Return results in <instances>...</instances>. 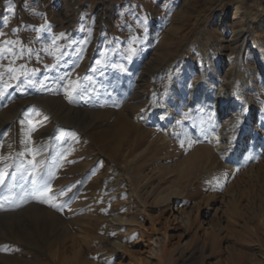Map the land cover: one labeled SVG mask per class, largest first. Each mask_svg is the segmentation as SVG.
<instances>
[{
  "label": "rangeland",
  "instance_id": "rangeland-1",
  "mask_svg": "<svg viewBox=\"0 0 264 264\" xmlns=\"http://www.w3.org/2000/svg\"><path fill=\"white\" fill-rule=\"evenodd\" d=\"M237 8L259 15L255 32L264 53V0H0L1 48L17 44L21 49L18 55L14 49L8 50L9 54L0 52V62L3 63L5 56L9 69L22 72L17 80L29 81H25L29 89L25 91L50 85L54 92L53 101L43 106L31 104L16 113H12V108L18 107L21 99L11 96L6 109L0 111V123L18 118L13 128L8 123L2 125L9 143L3 157L0 156V169H4L5 163L11 167L7 169L3 188L0 187V204H3L0 264H81L87 256L90 262L106 261L107 264H264V127L255 131V145L245 150L235 171L220 167L212 174L196 172L197 167L191 161L181 166L178 173L162 170L168 177L161 185L179 189L178 194L171 193L172 208L158 209L154 206L156 198H150L153 207L150 219L141 216L131 239L127 240L125 230L121 232L128 243L124 251L107 253L110 243L105 238L112 241L119 231L108 230V224L102 221L113 212L135 215L139 211L141 214L134 200L127 202V187L120 178L123 168L131 170V176L136 178L141 172L139 164L130 161L136 135L133 123L139 120L133 106L139 102L148 108L152 88L157 85L164 90L170 80L169 73L173 83L183 87L186 97L198 76L188 63H197L194 55L202 48L216 52L225 67L242 55L244 79L250 77L253 82L251 92L247 86H242V90L254 107L259 106L264 120V76L254 57L253 39L231 59L226 53H218L219 39L211 47L207 44L208 37L227 39L236 31L231 22H225L233 19ZM45 33L49 39L43 38ZM97 61L101 63L98 65ZM156 73L162 74L160 82H156ZM12 76L0 68V92L18 89ZM109 76L116 85L123 86V91L108 106L112 94L104 88V81ZM233 77L234 74L227 73L224 80L227 83ZM139 94L141 97L137 99L135 95ZM196 108L194 114L192 108L182 109L183 124L191 122L202 132L220 121L216 112ZM70 109L76 110V114L70 115ZM82 110L100 111L102 115L99 119L87 117ZM51 121L61 124L56 130L57 142L49 146L47 141H41L42 146L33 155L40 159L38 166L42 168L38 175L48 181L50 195L64 193L59 195L61 201L49 202L62 205L59 210L40 203L39 198L29 202L25 195L31 192L27 190L29 184L22 181L27 168L32 169L33 164L26 157L28 132L31 136L38 133L40 138L44 137ZM114 128L122 132V137L112 135ZM179 129L185 132L181 126ZM109 135L112 141L116 140L113 147L106 145ZM43 148L52 149L53 156H43L44 152L40 153ZM80 148L85 156L78 152ZM84 159L90 163L87 172ZM158 162L163 166L164 158ZM154 163L146 160V174L152 172ZM180 175L177 183L172 184ZM70 176L76 178L70 179ZM137 180L134 179L136 184ZM17 188L22 195L16 194ZM35 202L46 207L45 210L69 214L72 220L59 223L33 209L24 211ZM179 208L192 213L195 224L191 228L185 226V218L179 217ZM15 213L19 215L8 218L7 215ZM98 214L103 219L96 227ZM158 215L160 221H157ZM81 226L87 234L81 232ZM72 229L90 245L81 251L73 247L68 236ZM68 251L72 252L69 262L61 258ZM56 252L61 257L52 263L50 257ZM166 253H170L169 258L164 256Z\"/></svg>",
  "mask_w": 264,
  "mask_h": 264
},
{
  "label": "bare ground",
  "instance_id": "bare-ground-1",
  "mask_svg": "<svg viewBox=\"0 0 264 264\" xmlns=\"http://www.w3.org/2000/svg\"><path fill=\"white\" fill-rule=\"evenodd\" d=\"M234 15L235 16L233 17V19L230 18L229 20H227L225 22V24L231 22L232 25L235 27L236 31H234V33L227 39H222V38L220 39V37L213 39V38L208 37L207 44H208V46L211 47V44H214L216 42V40L219 39L218 41H221V42L216 44V46L218 48V53L219 54L226 53L228 55V57L231 59L233 57V55L237 54V52L243 51L245 46L248 43H250V40L252 38L253 44H251V45H252L254 57H255V60L257 63V67H258L259 71H261L262 75L264 76L263 48H262L260 42L258 41L257 34L255 32V24H258L260 22L259 21V15L255 14V13L254 14L247 13L245 11V8H237L235 10ZM263 23H264V21H263ZM0 25H2V24H0ZM237 27H239V29H237ZM220 30L222 32L223 28H221ZM43 38L49 39L50 37L48 36L47 33H45L43 35ZM1 45H2V43L0 44V52L9 54V53H11V52H9L10 49H14L13 51L15 52V54L18 55L20 53L21 49L20 50L18 49L17 44L13 45V43H12L13 46H6L5 48H1V47H3ZM200 45H203V44H200ZM91 56L92 55H90V57H88V58H91ZM194 56H196V59L198 60L197 63L195 64V63L189 62L188 66L191 67L192 69H195L197 71L198 76L194 82L193 87L189 88L188 94L186 95V97L184 95V92H182V89H181L182 86L179 87L178 85L174 84L173 80H172L173 76L171 73H169L170 80H169V82H167L165 84V87L163 88L164 90H160V88L157 85L153 84L154 87L152 88L150 103H149L150 105L148 108L146 107V105L144 103H139L138 101H136V102H138L137 103L138 105L133 106V108L136 110V113L138 114L137 117L139 118V120H138V123H133V126L135 127V129H132V130H135L136 135L134 134L135 136L133 138L134 144L132 145V148L134 147L133 148L134 153H133L130 161H131V163L137 162L139 164V165L138 164L137 165L141 169L140 170L141 172L139 171L140 173L138 174V177L136 178V177L131 176V173H132L131 170L123 168L124 169L123 171L121 169L122 173L120 172V178L123 179V181L125 183V187H127V192H128V196H129L127 202L130 203L131 201L133 202V200H134L137 203L138 207L141 209L140 210L141 214H139V211L135 212L136 213L135 215H129V214L124 215L121 212H113L111 214H108L109 216H107L106 218H104V219L102 218L103 220L101 219L102 216L99 215L100 213L98 214V217H95V221L98 222V224H95L96 227H98L97 225H99V220H102L103 222H106L108 224L107 225L108 230H113V229L117 228L119 231V235L114 240L111 241L108 237L105 238V240H107L110 243L109 251L107 252L109 254H114V253H116L118 251H122V250L124 251L128 247V243H126L124 241L123 235L121 234V232H123V230L126 231L125 235H126L127 240L131 239L134 235V231H135L136 227L139 226V224H140L139 219H142L141 216H146V218L150 219L151 212H152L151 210L153 209L152 204L149 202L150 198H152V197L156 198V202L154 203V206L157 207L158 209L165 208V209L169 210L172 208V206H170V201L172 200L173 196H171V195L173 193L178 194L179 189H177V188L171 189L169 187H164V185H161L166 180V177H168V173L165 174V173H163V171H169L170 170V171H172V173H174V172L178 173V169L181 170V166L189 163V161H191L197 167L196 172L203 171L205 174H212L216 170H219L220 167H224L226 170H229V171H235L236 168L240 165L239 164L240 163V157L243 155L245 150L248 148H251L255 145L254 144L255 143V140H254L255 139V131L257 129L264 127V122H263L264 120H262L263 118L261 116L259 106L256 104L254 107L251 104L250 100L246 97V94H244V92L242 90V86H247L249 88V92H251V90H252L251 86L253 84L252 80L249 79L250 77L247 79H244V76H243L244 70H243L242 59H241L242 55H239V59H237L232 64L227 65V67L221 65L219 55L214 51H209L208 48L207 49L202 48ZM18 58H16V60H18ZM53 58H55V57H53ZM200 59H202V60H200ZM2 60H3L4 64L1 63L2 62L1 61L0 62L1 63L0 68L5 69V71H7L9 73V71H8L9 67L7 66V63L9 61L8 58L3 56ZM170 63H172V62H170ZM117 70H116V72H117ZM227 73L234 74L235 79L233 77V80H230L229 82L226 83L224 80V76ZM11 74L16 76V77L20 76V74L17 70L12 72ZM35 76H37V75H35ZM104 77H106V76H104ZM66 78H67V75H66ZM161 78H162V74L158 73L156 78H155L157 80L156 82H158V81L160 82ZM21 79H23V78H21ZM103 80H104V78H103ZM112 80L113 79L110 78V76H109V78L104 81V84H105L104 88L106 89V91L108 90L109 93L112 94V96H110L111 101H109L108 106L111 105L110 102L111 103L115 102L116 98L120 95L119 92L123 91V90H121L123 86L116 85L115 84L116 82H114ZM25 81H28V80H25ZM25 81L24 80L18 81L17 79H15L14 84L17 86L16 88H18V89L20 88L21 90L13 89L14 86L13 87L11 86L10 90L13 89L14 92H9V90H7L8 92L6 91L5 93H3V98H0V100L4 99V100H2L4 102L0 103V111H2L3 108L6 109V104H8V101L10 102L9 99H11V96L16 97L18 100L21 99V102L19 101L20 104L18 105V107L12 108V113H14V112L16 113V111L21 112V111H23V109L25 107L30 106L31 104H36V105L39 104V105L43 106L44 103H48L49 100H50V102L53 101L51 99V97H52L51 94L54 93L53 87H51L50 85L45 86V87L40 86L39 88H37V90L33 89L30 91H25V90H29L28 85H27L28 83H26ZM156 82H155V84H158ZM3 88L5 89L6 87H3ZM8 88H10V87H8ZM23 90H24V92H23ZM56 90H57V88H56ZM2 91H3V89H2ZM16 92H17V94H16ZM25 92H26V94H24ZM66 94H68V93H66ZM111 94H109V95H111ZM123 96L125 97L126 95L123 94ZM135 96H137V99H139L141 97V94L135 95ZM118 103L116 104V107H117ZM81 104H82V102H81ZM119 104H121V103H119ZM102 105L105 106L104 104H102ZM196 107H199L201 109H206L207 111H209L208 113H212V111L216 112L220 118V121L215 123V124L214 123L210 124L202 132H200V130H197L191 122H186L183 124L182 122H183L184 117H183V114L181 111H183L184 109H187V108H192V109H194L193 110V114H194L195 109H197ZM85 109H87V108H85ZM142 109L144 111H142ZM80 112L85 113V115L87 117H92V118H97V119H99L100 115H102V113L100 111L99 112H96V111L95 112H92V111L89 112V111L82 110ZM72 114H76V110L70 109V115H72ZM16 115L20 116V114H16ZM70 115H67V117H70ZM35 117H37V116H35ZM13 118H10V120ZM31 118H33V116ZM17 119L18 118H16V120ZM16 120H14L12 122L10 121V123H8L9 120H7V121L5 120L2 123H0V151L2 153L0 156H2L4 154V152L6 150V144L9 143V141H7V138H8L7 134L8 133H6L7 131L5 132V130H4L5 127L2 125L5 123H8V124H11L10 126H12V128H13L17 124ZM51 122H52V124L49 127H47L46 136L40 138L38 136L39 135L38 133L34 134L35 136L34 135L31 136L30 133L28 132V137L26 139L29 141V143L26 144L27 146H25L27 148L26 149V152H27L26 157H27V160L29 162L32 159L33 164H36V176L37 177L41 176V175L40 176L38 175V171H40L42 167H41V165L38 166V164L40 163V161H39L40 159H38V157L36 159L35 158L36 156L33 155L36 152L35 149L39 148V146L41 147L42 146L41 141H44V140L49 143V146L54 145V143L57 142L56 141L57 135H58L57 134V131H58L57 128L61 124L58 121H56V122L51 121ZM99 125H101V124H99ZM180 126H181V128H183L185 130V132H182V130L179 129ZM115 131H116V129L114 128L112 131V133H113L112 135L116 134L117 138L122 137L121 131H116V132ZM84 134L86 136H88L87 131H85ZM150 136H152V137H150ZM110 138H111V136L109 135V141H106V145L109 147H113V144H116V140L112 141ZM189 140L196 141V143L189 146V144H188ZM182 142L184 143V147H181ZM12 144H13V142H12ZM31 144H33V145H31ZM114 146L116 147V145H114ZM127 146H128V144H127ZM11 149H12V146H11ZM40 150H41L40 153L44 152L43 156H45V157L47 155H49L50 153H52V151H51L52 149H50V151H49V149L47 150L46 148H43ZM118 150H120V149H118ZM82 151H83V148L78 149V152L79 153L81 152V155L83 154ZM51 156H53V155H51ZM82 156H85V155L83 154ZM161 158H164V162L162 164L163 166H161L160 163L158 162V159H161ZM0 160L2 161V159H0ZM146 160L147 161L149 160L150 162H153V161L155 162L153 164L154 168H153L152 172L149 171L148 174H146V168H145L147 166ZM83 162L87 163V160H85ZM156 162H157V165H156ZM89 164L90 163H87L85 165V169L87 168L86 172L88 171V168L90 167ZM28 165H30V164H28ZM31 172H32V169L30 167L27 168V173L25 174L24 179L23 180L21 179L25 183L29 184V187L27 189L29 191H32V189H33L32 180L34 177H33V175L30 174ZM86 172H82V174H84ZM39 174H40V172H39ZM23 176H21V177H23ZM157 177H159L161 179V181H151L152 179H156ZM69 178L75 179L76 177L70 176ZM179 178H181V175H180V177H178V179L174 180L172 182V184L177 183ZM134 179H138L137 180L138 184H136L134 182ZM57 185H58V183H57ZM57 188H56V190H57ZM169 189H170V191H169ZM26 192H28V191H26ZM22 193L17 188L16 194L22 195ZM50 193H49V195H50ZM53 193H55V192H53ZM95 193L96 192H94V194ZM0 195H2V194H0ZM142 197H143V199H142ZM27 198H28L29 202H31L32 199H33V201L35 200V198L32 196H27ZM58 200L61 201V197H59V195L57 193L56 199L53 201H50V202H56V201L58 202ZM36 202H37V200H36ZM36 202H35V204H32V205L28 206L27 208H25L24 211L27 209H29V210L33 209L36 212L44 213L45 214L44 216L47 217V219L59 221V223H66V222H69L72 220L70 217L71 215H69V214L62 215V214L54 213V212L50 211V209L45 210L46 207L45 208L43 206L41 207V205L38 206L36 204ZM131 207H132V205H131ZM179 212H180L179 217L186 219L185 220V226L187 228H191L195 224V220L192 219V213L187 211V209H185V208H183V209L179 208ZM18 215L19 214L15 213V214L7 215V216L10 219V218H15ZM7 216H5V217H7ZM157 217H158L157 221H160L159 215ZM87 219H88V217H87ZM151 219L154 220L153 218H151ZM85 222L87 223V221H85ZM80 229H81V232L83 234L88 233L87 230H86L87 233L85 232L84 226H81ZM7 233L9 234V232H6V234ZM76 233L77 232H75L74 229L69 230V232H68L69 241L71 242V245L73 247H76L81 251L82 247L85 248V247L89 246L90 244L88 241L86 242V240L79 239L76 236ZM89 233H90V231H89ZM89 236L90 235L88 234V237ZM2 237H4V236L2 235ZM83 237H85V236L83 235ZM88 237L86 236V238H88ZM91 239H92V237H91ZM165 240H166L165 242H167V238H165ZM165 245L163 247H164V249H167V246H165ZM162 250H163V248H162ZM64 252L66 254V251H64ZM162 252H165V251H161V253ZM57 253L58 252H56L55 256L50 257V261L52 263L54 261H56L57 258L61 257V256H58ZM71 255H72V252L68 251V255L67 256L63 255L64 257H61V258L65 259V260H67V262H69L71 260V258H70ZM168 255H170V253L164 254V256H166V257H168ZM4 258H6V257L4 256ZM88 258H89L88 256L84 257L82 259V262L80 260L81 264H107L106 261H105V263H102V262H94L93 263V262H90V259H88ZM161 261L163 262V260H161Z\"/></svg>",
  "mask_w": 264,
  "mask_h": 264
},
{
  "label": "snow or ice",
  "instance_id": "snow-or-ice-1",
  "mask_svg": "<svg viewBox=\"0 0 264 264\" xmlns=\"http://www.w3.org/2000/svg\"><path fill=\"white\" fill-rule=\"evenodd\" d=\"M130 51L132 53H135V49L131 48ZM101 62L97 61V64L99 65ZM97 69H93V71H96ZM123 70V69H121ZM9 73L14 72V69H8ZM12 79H18V77L16 76H12ZM25 78L27 79V75L25 74ZM0 98H3V92H0ZM69 102H71V97L69 96ZM142 111H144L142 109ZM196 143V141L193 140H189L188 144L189 146H191L192 144ZM181 147H184V143H181ZM11 165L5 163L4 164V169L0 170V187H3L4 183H5V177L8 175L7 169L10 168ZM31 175H33V180H32V184H33V189L31 192L26 193V196H32L34 198H39V202L40 203H48L50 207L59 210L60 207H62V205H58L56 203H49L50 201H53L56 199V195H49V193L51 192V188L49 187L48 181L46 179L43 178V176L37 177L36 176V164H32V172L30 173ZM227 175V174H225ZM68 191H71V188L68 189ZM59 195H64L63 192L59 193ZM0 208H3V204H0Z\"/></svg>",
  "mask_w": 264,
  "mask_h": 264
}]
</instances>
